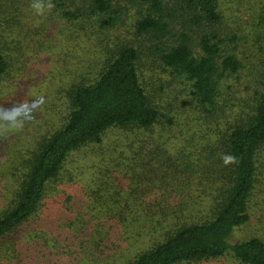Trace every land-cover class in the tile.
Listing matches in <instances>:
<instances>
[{"label":"rangeland","instance_id":"1","mask_svg":"<svg viewBox=\"0 0 264 264\" xmlns=\"http://www.w3.org/2000/svg\"><path fill=\"white\" fill-rule=\"evenodd\" d=\"M31 2L0 0V36L7 61V71L0 77V105L10 107L16 101L32 109L22 129L0 133V213L17 191L23 174L21 158L62 123L68 113L69 89L83 78L95 77L100 53L107 47L125 43L142 52L140 78L166 117L145 133L144 144L136 141L133 130L111 128L99 144H88L69 156L58 179L47 186L37 216L0 242V264L123 263L146 243L159 240L163 229L176 226L170 219L152 231L156 225L145 210L146 206L149 212L170 210L172 188L181 189L180 198L187 202L185 222L206 219L216 183L201 174V164H208L201 148L205 141H199L204 128L197 122L203 119L188 109L189 98L178 81L147 56L146 43L128 25L103 31L90 22H66L63 12L78 13L86 7L85 0H53L55 8L44 15H37ZM259 6L260 0H242L241 5L238 0L235 15L245 19ZM252 89L251 78L244 72L222 83L220 103L227 117L220 127L226 126L229 115L245 116ZM189 164L193 174L182 175L178 170ZM259 172L249 202V225L228 240L231 244L251 235L264 241V170ZM187 176V185L182 187L181 177ZM98 230L100 235L108 231L109 239L94 250L89 240L98 238ZM5 245V251L9 246L16 253L15 258L3 257ZM183 264L239 263L223 257Z\"/></svg>","mask_w":264,"mask_h":264},{"label":"trees","instance_id":"2","mask_svg":"<svg viewBox=\"0 0 264 264\" xmlns=\"http://www.w3.org/2000/svg\"><path fill=\"white\" fill-rule=\"evenodd\" d=\"M85 1L86 7L78 13L63 12L66 22H90L103 31H118L128 25L132 34L146 43L147 56L178 81L189 98L188 109L205 121L197 122L204 128L199 141H205L201 148L208 163H202L200 170L216 183L211 192L212 209L202 221H184L187 202L180 198L181 189L168 192L173 202L170 210L149 212L146 206L156 225L152 231L170 219L176 226L163 229L159 240L146 243L125 262L116 260V264H183L223 257L239 264H264L261 238L251 235L235 244L228 242L249 225V202L259 171L264 170V0L251 14H245V19L235 15L238 0ZM107 48L100 53L95 77L83 78L69 89L68 113L62 123L21 158L23 174L17 191L0 213V242L37 216L47 186L58 179L74 152L99 144L111 128L133 130L138 135L136 141L144 144L142 137L161 120L163 114L140 78L142 52L125 43ZM6 71L0 36V77ZM243 72L250 76L253 88L252 99L245 103L248 112L240 119L229 115V122L220 127L227 117L226 107L220 103V87ZM224 154L234 155L237 163L225 166ZM164 158L171 161L166 153ZM182 167L178 170L182 175L193 174L190 164ZM195 174L202 177L197 170ZM189 177H181L182 187ZM108 234L103 230L100 235L98 230L97 239L88 238L94 250L104 247ZM5 249L6 245L2 254ZM12 253L7 246L3 257L11 256V260L16 255Z\"/></svg>","mask_w":264,"mask_h":264},{"label":"clouds","instance_id":"3","mask_svg":"<svg viewBox=\"0 0 264 264\" xmlns=\"http://www.w3.org/2000/svg\"><path fill=\"white\" fill-rule=\"evenodd\" d=\"M29 6L37 15H44L46 11L51 12L55 8L53 0H32ZM31 111L27 104L16 101L10 107L0 105V133L22 129ZM221 159L225 166L237 163L236 157L231 154H224Z\"/></svg>","mask_w":264,"mask_h":264}]
</instances>
